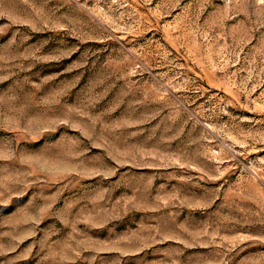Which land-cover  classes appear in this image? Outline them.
I'll use <instances>...</instances> for the list:
<instances>
[{"label":"rangeland","instance_id":"rangeland-1","mask_svg":"<svg viewBox=\"0 0 264 264\" xmlns=\"http://www.w3.org/2000/svg\"><path fill=\"white\" fill-rule=\"evenodd\" d=\"M0 264H264V0H0Z\"/></svg>","mask_w":264,"mask_h":264}]
</instances>
